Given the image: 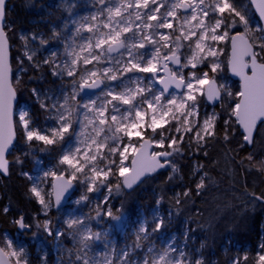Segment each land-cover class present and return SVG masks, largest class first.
Instances as JSON below:
<instances>
[{
  "label": "snow or ice",
  "instance_id": "1",
  "mask_svg": "<svg viewBox=\"0 0 264 264\" xmlns=\"http://www.w3.org/2000/svg\"><path fill=\"white\" fill-rule=\"evenodd\" d=\"M79 6L77 0H60L58 7L69 19L59 28L53 25L47 39L42 33L19 32L23 51L17 72L27 74L31 69L40 75L29 80L44 81L50 74L54 83L59 82L55 88L30 90L45 126L37 124L30 108L19 109L21 138L28 149L24 156L34 155L37 143L41 152L55 151L57 156L40 178L41 183L52 178L50 191L29 176L33 180L29 196L39 212L31 221L21 214L12 223L25 232L35 228L34 238L43 233L56 253L53 264H207L201 251L206 241L199 248L190 243L204 227L202 213L182 221L180 234L172 233L161 246L153 237L164 234L195 198L219 190L225 170L219 178L210 171L218 160L211 165L199 159L193 162L188 186L168 197L167 216L161 211L165 201L161 187L156 207L150 215L138 217L131 233L124 201L118 208L113 201L155 179L160 170L170 169L164 184L173 183L178 175L183 181L177 158L201 154L207 159L210 146L221 139L227 146L240 136L241 150L255 146L258 137L264 139V0H85L89 10L83 15L76 13ZM6 18L7 2L0 0V172L5 175L10 167L6 153L16 138L13 101L17 97L9 79L7 35L15 29L4 23ZM36 40L41 47L55 40L62 48L48 49L41 59L37 57L41 48L31 46ZM221 44L231 45L228 64L241 80L222 135L219 115L202 117L200 112L205 99L222 100L226 90L214 75L225 51ZM201 66L207 70L201 72ZM238 155L230 147L225 152L229 176H235L232 163ZM16 162H21L19 157ZM238 163L242 169L264 174V158L257 161L251 152ZM234 189L235 185L229 189L233 196L226 205H217L221 213L235 208L246 217L264 211V190L257 193L246 185L239 193ZM77 190L80 194L73 200ZM68 202L94 207L77 215L62 211ZM2 211L7 215L9 206ZM116 228L124 234L123 245L111 237ZM0 244V264H30L25 247L8 237ZM39 250L43 253L39 264H49V252L42 245ZM249 260L245 252L228 264H249ZM253 264H264V235Z\"/></svg>",
  "mask_w": 264,
  "mask_h": 264
},
{
  "label": "trees",
  "instance_id": "2",
  "mask_svg": "<svg viewBox=\"0 0 264 264\" xmlns=\"http://www.w3.org/2000/svg\"><path fill=\"white\" fill-rule=\"evenodd\" d=\"M51 0H9L7 4V18L5 24L15 31H8V39L11 45L12 56V69H13V86L16 89L18 104L26 102L29 104L34 117H40L41 112L38 105L35 103V98L31 96V89L35 87L44 88L57 84L53 82V78L48 75L47 79L40 81L37 79L29 80V77L39 76L40 73L34 72L31 69L27 74L18 73L19 67L18 57L22 54V42L19 39V31L21 28L29 29L31 26L28 23L30 17H40L44 14L43 5ZM246 1V0H245ZM45 19H49L44 15ZM225 51L222 54L223 72L227 74L233 82V96L230 104H233L238 98L236 93L240 91L239 84L234 80L228 71L227 60L230 50V44L224 45ZM19 77V79H18ZM216 105L215 109L219 114V128L218 131L223 133V121L228 118V106ZM17 139L13 150L10 152L8 159L10 161L9 175L3 177L0 175V240L3 238V233L8 232L14 234L18 228L13 225V218L23 214L28 217L29 221L32 217L39 212V205L34 199L29 196L30 182L23 173L31 171L34 164V158L37 155L42 157L49 154L41 152L39 149L41 144L34 145L32 152L34 155L24 156L28 151L21 138V129L16 124ZM241 138L235 135L231 143L225 146L222 139L210 146V157L205 159L201 154H192L184 158H177V164L181 168V174L184 179L181 181L180 176L171 184H164L163 181L168 175V171L161 170L156 174L155 179L140 185L131 192L130 195L125 197H117L114 201L116 207H120L121 200L124 201L126 210V217L129 220L135 218L140 211H148L156 206V198L160 193L161 187L165 192V201L161 205L162 213L167 216L170 207L168 197L174 195L176 191L182 190L183 187L188 186V178L193 162L199 159L201 162L211 165L213 161L218 160L219 164L216 168H210L212 175L219 178L221 171H224V178L221 181L220 188L217 191L213 189L210 194L205 197L195 198L194 203H189L185 206L184 212L181 216L177 217L172 225L169 227L180 234L182 230V221L190 215L200 212L203 215L200 217V223L204 225L203 228L196 231L194 240L197 242L198 248L201 241H206V247L202 249L203 257L207 264H212V261L218 264H228V261L239 254L241 257L245 252L250 256L249 264H253L255 255L258 250L260 237L262 236V225H264V211L257 210L254 214H249L246 217H241L235 208H224L221 213L217 205L224 206L233 196V191L229 189L235 185V192L239 193L243 190L245 185L249 190L255 189L257 193L264 190V174L256 172L255 170L248 171L238 163L241 157L247 156L250 152L254 154L255 159L259 161L264 158V139L258 137V143L255 146H246L243 150L238 148ZM236 149L239 155L236 161L232 163L234 167L235 176L227 175L226 169L230 166L228 160L225 158L227 148ZM50 155L57 156V152H52ZM20 158V163H17V158ZM74 196V195H73ZM219 197V199H213ZM9 206V213L3 214V207ZM175 209L173 208V212ZM52 215H55L53 211ZM219 216L220 219L212 220V217ZM211 222V227L209 223ZM196 228V224L192 225ZM33 228L29 232H22L29 240L33 236ZM42 234V233H41ZM41 239H44L42 235ZM47 244V243H46ZM2 245V244H1ZM3 246V245H2ZM31 252H34V246L31 247Z\"/></svg>",
  "mask_w": 264,
  "mask_h": 264
},
{
  "label": "rangeland",
  "instance_id": "3",
  "mask_svg": "<svg viewBox=\"0 0 264 264\" xmlns=\"http://www.w3.org/2000/svg\"><path fill=\"white\" fill-rule=\"evenodd\" d=\"M68 2L71 3L72 0H68ZM242 2L247 3L248 0H246V1L242 0ZM59 3H60V0L48 1L46 4L43 5L44 14L42 16H40V17H30V18H28V23H29V25L31 27L29 29L21 28L19 32H21V31H23L25 33H33L34 32L38 36L42 33L46 39L48 37H50L51 36V29H52L53 25H55V26H57L59 28V27H61L63 25V23L65 22L66 19H69L68 13L66 11H64L63 9L58 7ZM77 3L80 5L76 9V13L77 14L83 15L86 11L89 10V9L84 7L85 0H77ZM252 12H253V9H252ZM44 15L46 17H48L49 19L48 20L45 19ZM31 46L33 48H41V51H39L37 53V57L41 58V59L48 54V51H47L48 49L56 48V47H61L62 48V45L58 44V42L55 41V40H49L48 45H45L43 47L40 46L39 40H36V41H32L31 42ZM220 47L224 48V44H221ZM22 51H23V45H22ZM222 54L220 55V58H219L221 67L217 71V73H215L214 75L216 77V80H217L218 84H222V85L226 86V90L223 93V98H222V100L219 101L218 104L219 105H223V103L225 102V105H229L230 101H231V98L233 96V82H232V79L227 74H225L223 72V67L224 66H223V62H222ZM199 70L201 72H203V71H206L207 69L205 67L201 66ZM185 71H187V70H185ZM57 84H54L52 86H47V87L55 88ZM228 92H231L232 95L228 96V94H227ZM21 107L30 108L29 104L26 103V102L22 101L19 104L17 103L16 111H15V113H16L15 114V125L18 124V126H19V115H18V112H19V109ZM30 111H31V108H30ZM200 112H201V116L202 117L205 114H209V113H212V112H216L218 114L217 110L215 109V106H213L212 103L208 102L206 99L201 104ZM31 114L34 117L32 111H31ZM34 118L36 119V122H37V124L39 126H41V127L45 126L44 125V114L43 113H41L40 117H38V118L34 117ZM46 155L47 156H45V157L37 155L34 158V164H33V168L31 169V171L25 172V173H28V175L27 176L25 175V176L28 179V181L30 182V188H31V186L33 184V180H30L29 176L33 177L35 182L40 184V187H42L45 191H50L51 190V180H52V178L49 177L48 180L46 182H43V183H41L40 178L43 176V171L51 168L53 166V164H55L56 157L53 156V155H50V154H46ZM127 163H130V161H128ZM79 194H80L79 190H77V192L72 197V199L73 200L77 199ZM89 195H93V194H89ZM114 201H113V203H114ZM114 205H115V203H114ZM90 207H94V204L93 205L83 204V205H79L78 206V205H75V204H72L71 202H69V204L62 209V211H64V212L75 211V213L77 215H79L81 213H88L89 210H90ZM154 207H156V206H154ZM152 209L151 208L148 209L147 212L146 211H140V213L135 218H133L132 220H129L126 217V219L128 220V229H127L128 232L131 233L132 228L135 226V222L137 221L138 217L141 214L150 215ZM55 215H56V212H55ZM172 233H176L177 234V232L175 230H173L171 228H168L164 234L155 236V237H153V239H154L155 243L158 246H161L162 241L165 240L167 237L171 236ZM41 235L43 236L44 239H41L42 237L34 238L32 236L31 238H29V240H26V236L24 234H22V232H19V231H16L14 234H10L8 232H4L3 233V237H8L15 244L23 246V247L26 248V250L28 251V254H29L28 255V259L30 260V264H39V257L41 255H43V253L40 252V250H39L41 245L45 248L46 251L49 252V264H53V262L55 261V258H56L55 250L52 249L51 244L45 240V235L43 233ZM177 235H179V234H177ZM262 235H264V229L262 230ZM111 237H112V239L117 241V243L119 245H123L124 242H125L124 234H123V232H121L119 230V228H116V229L112 230ZM67 243L70 244V242H67ZM190 243H191L192 248H198L197 242H195L194 238H193V240ZM32 245L34 246V252H31V248L30 247ZM255 257H256V255H255ZM13 264H14V261H13Z\"/></svg>",
  "mask_w": 264,
  "mask_h": 264
},
{
  "label": "water",
  "instance_id": "4",
  "mask_svg": "<svg viewBox=\"0 0 264 264\" xmlns=\"http://www.w3.org/2000/svg\"><path fill=\"white\" fill-rule=\"evenodd\" d=\"M6 2H7V4H8L9 0H6ZM253 12H255V9H254V8H253ZM257 19H258V15H257ZM5 21H6V20H5ZM5 21H4V23H5ZM8 41H9V39H8ZM230 56H231V45H230V51H229V57H230ZM228 60H229V58H228ZM11 61H12V56H11V45H10V42H9L8 63H9L10 68H11V72L9 73V79H10L11 84H12V86H13V69H12ZM249 69H250V68H249ZM228 71H229L230 76H231L233 79H235L236 81H238V83H239V87H240V86H241V80H240V77L237 76V75H235V74L232 72V70H231L229 64H228ZM246 71L248 72L249 75L251 74V69H250V71H248V69H247ZM13 87H14V86H13ZM219 101H220V100H219ZM219 101H215V102H211V103H212V105L215 106V105H217V104L219 103ZM17 103H18V97H16V100L13 101V111H14V113H15V111H16ZM13 120H14V123H15V115H14V117H13ZM16 139H17V131H16V138H15L14 141H13V146L9 149V152L6 153V159H7L8 161H9L8 156H9L10 152L13 150V148H14V146H15ZM9 164H10V161H9ZM160 171H161V170H160ZM0 175L3 176V177H7V176L9 175V172H8L7 175H5V174H3L2 172H0ZM68 204H69V202L66 203V204L64 205V207H66ZM54 211H55V209H54ZM18 231H19V232H24L23 230H20V229H18ZM27 232H29V231H27ZM0 246H1V244H0Z\"/></svg>",
  "mask_w": 264,
  "mask_h": 264
},
{
  "label": "flooded vegetation",
  "instance_id": "5",
  "mask_svg": "<svg viewBox=\"0 0 264 264\" xmlns=\"http://www.w3.org/2000/svg\"><path fill=\"white\" fill-rule=\"evenodd\" d=\"M248 71H250V69H248Z\"/></svg>",
  "mask_w": 264,
  "mask_h": 264
}]
</instances>
